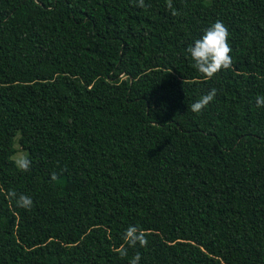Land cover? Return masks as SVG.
<instances>
[{"label":"trees","instance_id":"obj_1","mask_svg":"<svg viewBox=\"0 0 264 264\" xmlns=\"http://www.w3.org/2000/svg\"><path fill=\"white\" fill-rule=\"evenodd\" d=\"M172 2L0 0V264H264V0ZM216 20L209 80L187 48Z\"/></svg>","mask_w":264,"mask_h":264},{"label":"clouds","instance_id":"obj_2","mask_svg":"<svg viewBox=\"0 0 264 264\" xmlns=\"http://www.w3.org/2000/svg\"><path fill=\"white\" fill-rule=\"evenodd\" d=\"M133 4L140 8H147L149 5L145 0H133ZM166 7L171 11L172 15H179V12L174 8L172 0H166ZM231 33L228 27L222 20H216L209 27L205 28L203 35L196 39L193 44L187 48V53L191 60L194 61L193 67L206 79H212L221 70L232 68V47L230 44ZM217 89L212 88L209 92L202 95L198 100L189 105L193 113L201 114L202 111L210 104L217 95ZM257 107H264V95L255 98ZM16 166L21 171H28L31 167V159L27 156L18 159ZM53 175V179H55ZM8 198L14 199L17 207L31 209L33 201L31 197L20 193L17 194L14 190L9 191ZM123 239L126 245L135 246L137 243L141 247H146L148 244L145 238V233L137 226L130 225L124 233ZM121 257L127 255V250L124 246L118 249ZM141 256L139 253L129 261V264H140Z\"/></svg>","mask_w":264,"mask_h":264},{"label":"rangeland","instance_id":"obj_3","mask_svg":"<svg viewBox=\"0 0 264 264\" xmlns=\"http://www.w3.org/2000/svg\"><path fill=\"white\" fill-rule=\"evenodd\" d=\"M16 147H18V146H16ZM17 149H18V152L15 153V155H13V158H14L16 161H17L18 159H20V158H23L24 155H25V152L21 151L19 147H18Z\"/></svg>","mask_w":264,"mask_h":264}]
</instances>
